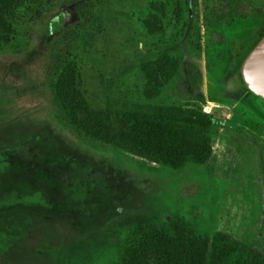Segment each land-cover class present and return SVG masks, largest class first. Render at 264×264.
Returning <instances> with one entry per match:
<instances>
[{"label": "rangeland", "instance_id": "obj_1", "mask_svg": "<svg viewBox=\"0 0 264 264\" xmlns=\"http://www.w3.org/2000/svg\"><path fill=\"white\" fill-rule=\"evenodd\" d=\"M180 1L169 0L164 19L163 48L179 59L164 95L217 124L210 159L179 170L127 149L109 102L141 88L137 67L152 54L140 26L145 0H34L12 22L13 44L0 43V264H119L125 246L159 228L184 230L206 248L224 232L220 264H243L248 251L249 264H264V121L224 84L264 29V0H187L177 20ZM60 79L83 100L69 114L85 132L63 111ZM27 142L45 155L42 167L64 176L59 192H41L50 185L27 175L34 159L14 153Z\"/></svg>", "mask_w": 264, "mask_h": 264}, {"label": "trees", "instance_id": "obj_2", "mask_svg": "<svg viewBox=\"0 0 264 264\" xmlns=\"http://www.w3.org/2000/svg\"><path fill=\"white\" fill-rule=\"evenodd\" d=\"M145 1V12L140 19V26L145 35L144 44L152 54L137 67L141 76V88L135 94L125 95L124 99L114 95L109 97L110 105L116 107L127 127L124 144L131 152L162 163L173 170L182 169L188 163L204 164L212 155L210 132L217 123L210 114L196 108L175 104L168 95H164V88L173 81L179 69L178 57L163 48L164 19L168 13L169 0ZM30 2L34 0H0L1 44H13L14 24L12 22L20 17L21 9H25L28 4H31ZM187 8L188 1L181 0L173 10V17L178 20L182 11L188 13ZM181 29L182 27L179 30ZM263 34L264 29L254 43ZM240 62L235 70L226 71L225 74H233L232 77L230 76L231 79L227 78V86L232 90L233 85H237L236 91H230L234 99L264 119V110L261 109L257 100L250 96L254 94L245 87L241 79ZM56 91L61 97L63 111L73 127L85 132L87 128L80 127V124L69 114V108L72 107L78 112L84 110L83 100L77 99L74 89L69 84H64L61 79L56 86ZM231 94L229 93L232 97ZM162 98L165 99L164 103L160 102ZM113 144L119 145L116 142ZM16 149L14 153L21 155V162L26 160L25 155L27 159L35 161L34 167L29 169L27 175L34 177L36 172L38 174L36 179H39L36 182L37 185L42 182L50 185L49 189L43 186L42 190H38L59 192L60 177L64 178V176L57 175L58 170L54 166L51 171L48 166L42 167L46 160L45 155L39 154L38 149H34L31 142ZM13 159H17L14 154L9 160L13 161ZM92 177L102 185L104 177L99 172H95ZM229 240L230 237L226 233L217 231L212 235L209 246L206 248L201 239L184 230L176 229L173 235H169L163 229H153L125 246L118 255V262L119 264H149L148 258L153 260L164 258L168 264H177L175 258L181 253L187 255L194 263H200L201 259L207 257V264H220L228 252ZM250 256L251 251H248L243 264H249Z\"/></svg>", "mask_w": 264, "mask_h": 264}, {"label": "water", "instance_id": "obj_3", "mask_svg": "<svg viewBox=\"0 0 264 264\" xmlns=\"http://www.w3.org/2000/svg\"><path fill=\"white\" fill-rule=\"evenodd\" d=\"M240 75L245 87L264 99V34L244 56Z\"/></svg>", "mask_w": 264, "mask_h": 264}, {"label": "flooded vegetation", "instance_id": "obj_4", "mask_svg": "<svg viewBox=\"0 0 264 264\" xmlns=\"http://www.w3.org/2000/svg\"><path fill=\"white\" fill-rule=\"evenodd\" d=\"M256 42H257V41H256ZM252 46H253V45H252ZM252 46H251V47H252ZM249 50H250V49H249ZM246 54H247V53H246ZM246 54H245V55H246ZM245 55H243L242 60H243V58H244ZM242 60H241V62H242ZM241 62H240V64H241ZM233 68H234V67H232V68H228L226 71H233ZM239 70H240V68H239ZM232 75H233V74H225V75H224V84H226V89H228V91H227V95H228V96H230L229 93L231 94L230 91H232V90L236 91L237 88H238L237 85H233V89L231 90V88H228V86H227V83H226V82H227V78H228V77L230 78V76L232 77ZM240 76H241V75H240ZM230 79H231V78H230ZM241 79H242V78H241ZM224 87H225V86H224ZM227 95H226V96H227ZM231 95H232V94H231ZM254 95H255V94H254ZM258 97H259V96H258ZM230 98H231V100H232L233 102H236V103L241 104V102H239V101H237V100L234 99V96H233V95H232V97L230 96ZM241 105L244 106L243 104H241ZM251 112H252V111H251ZM252 113H253V112H252ZM254 114H255V113H254ZM255 115H256V114H255ZM256 116H257V115H256ZM257 117H258L260 120L264 121V119H262L261 117H259V116H257Z\"/></svg>", "mask_w": 264, "mask_h": 264}]
</instances>
